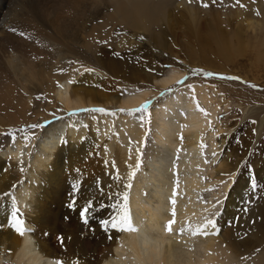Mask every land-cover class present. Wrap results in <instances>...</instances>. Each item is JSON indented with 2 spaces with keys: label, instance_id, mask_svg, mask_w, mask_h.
I'll use <instances>...</instances> for the list:
<instances>
[{
  "label": "bare ground",
  "instance_id": "1",
  "mask_svg": "<svg viewBox=\"0 0 264 264\" xmlns=\"http://www.w3.org/2000/svg\"><path fill=\"white\" fill-rule=\"evenodd\" d=\"M66 1L0 0V263L9 257V264H227L228 250L248 264L263 263L264 212L256 207L246 210L250 195L241 175L246 154L239 158L228 152V134L217 141L215 132L210 134V143L218 145L220 154L214 179L234 180L217 226L206 222V207L198 202L199 171L206 160L202 135L212 125L211 114L196 107V94L208 106L203 87L188 96L175 89L158 100L159 110L152 111L151 123L155 147L147 151L143 163L141 151L127 145L131 136L143 142L146 131L126 117L191 70L183 65L166 69L160 63L177 50L172 36L176 16L164 19L155 31L152 26L160 22L157 12H152L163 0H102L118 19L130 21H120L133 30L130 36H121L120 54L144 57L138 65H125L120 54L113 57L116 43L110 44L105 35L98 38L83 23L68 26L76 15L72 2L69 10ZM84 1L88 12L82 19L92 21L88 14L94 9L93 0ZM178 1L176 8L196 22V0L194 6ZM60 6L67 10L65 19ZM157 8L160 13L162 6ZM255 8L248 0L237 15H242L246 32L263 33L264 16L253 18L258 13ZM234 35L236 42L218 29L210 34L225 61L242 54L240 30ZM43 39L54 47H67L73 55L71 63L61 66L51 55H43L38 47ZM95 40L98 48L91 45ZM187 55L191 64L199 61V50ZM200 58L204 61L207 56L201 52ZM105 72L115 79H106ZM120 84H140L143 92L130 98L125 93L122 98ZM82 108L87 113H73ZM115 108L121 109L117 116H126L121 118L126 122L108 132L103 122L114 116L106 111ZM211 108L214 116L218 106L214 103ZM53 120L61 124L38 125ZM35 123L34 133L14 132ZM261 125L262 121L258 130ZM35 139V148H25ZM73 202L75 206L69 207ZM84 207L89 209L86 220L80 215ZM16 218L23 221V235L12 226ZM226 219L236 227L227 229ZM169 221H173L170 232L165 227ZM197 229L200 234L193 235ZM58 234L66 239L61 249L54 242ZM90 237L99 241L91 242ZM216 240L225 246L219 249ZM259 246V253L249 255Z\"/></svg>",
  "mask_w": 264,
  "mask_h": 264
},
{
  "label": "rangeland",
  "instance_id": "2",
  "mask_svg": "<svg viewBox=\"0 0 264 264\" xmlns=\"http://www.w3.org/2000/svg\"><path fill=\"white\" fill-rule=\"evenodd\" d=\"M67 1V3L63 2V5L66 7V4L72 2L70 4L73 7V11H71L76 15V21L68 22V26L71 27L72 25V27H79V25L83 23L82 26L84 27V29L93 32L97 35L98 38H101V35H105L106 38H108L107 40H109L108 42L110 44L114 46L116 43V48L112 46L116 54L114 53L112 55L113 57L118 56L121 53V50L117 48V44L121 41V36H130V34L133 33V30L131 28L127 27L126 25L123 26V24L120 23L121 19H125L121 16L118 19V15L112 11L113 8H111V6L108 7L106 5H103L102 0H93L91 4L94 5V9L92 10V13L88 14L91 16L92 21L86 22L82 19V17L85 16L88 12V8L84 6L88 1ZM75 1H77L76 4L74 3ZM246 1L248 0H196L195 6L192 4L194 3V0H185L186 4L184 2H180V5H193L194 8H196L197 21L194 22L190 19L188 14L185 13L183 9L178 10L176 8V5H178L179 3L178 0H176V2L175 0H163V2H161L157 6H162V11L160 12L161 14L158 12L159 10L157 7L152 12H157L155 15L158 14V19H156L160 22V24L158 25V22H155L156 19L154 17L155 24L151 29L157 31L164 19L167 20V17L170 16L169 18H171L172 15L173 17L176 16L175 21L172 22V36L174 38V44L176 45L177 50L175 51L174 56L167 54L166 58H161L160 63H162V65L165 66L166 69H169L171 67L180 68V65H183L190 67L191 70L190 72L186 73L184 78H182L179 83L175 84L167 90L165 89L162 90V92L158 93V97L156 96V99L149 100L146 104L140 106V109L138 107L137 109L135 108L137 110H135L136 114H132L133 116L130 114L129 116L131 117L125 116L126 120L133 119L134 121L138 122V124L146 131V137L143 142H141L136 136H131L126 140L129 148L138 149L139 151H141L140 158L142 162L146 158L147 151L149 149L152 150V145L155 147L153 143V127L151 123L153 117L152 111H157V109L159 108L157 106L159 103L158 100H160L167 93L170 94L175 89H181L182 91L180 93L184 96L191 95V92L198 86L203 87L206 90L210 99L208 106H204V104H202V101L197 94L195 96V101H197L196 107L199 106L204 110L205 113L211 114L210 118L212 121V125L210 126L209 124L208 128L202 135L206 138L203 147V154L205 155L206 160L203 164L202 169L199 171V173H201L200 176L202 179V186L200 185V187L198 188V202L206 207V222L208 223L209 221H212L213 223L208 224L216 226L223 217L225 202L234 180L229 182L228 179L227 181H216L213 177L215 176L214 173L216 171L215 169L217 168V164L220 163L218 162L220 154H217L218 148H216L218 145L215 144V146H213L210 143V134L214 132L215 133L213 137L215 141H217L222 134H228V152H230L231 155H236L240 158V155L241 157H243L246 154V157L241 162V165L243 166L241 175L243 176L246 190L250 195L249 205L246 207V210L248 211L249 207H256L260 208V210L264 212V31L263 33L257 31L249 33L246 32L248 28L245 27L242 15H237V12H240L245 7ZM250 2L254 4L257 7L255 9L258 10V13L252 17L261 18L262 16H264V0H250ZM71 5L68 4L67 8L69 6L71 7ZM60 7L62 8H60L59 10L61 18L65 19V16L67 15L65 13H67V10L65 12V7ZM70 7L69 10L71 9ZM38 8L41 12L42 8L40 5L38 6ZM104 8H107V10ZM61 10L64 11L61 12ZM109 15L110 17H108ZM159 15L161 16L159 17ZM125 21H129V19L127 18V20ZM215 29H218L224 34H227L229 38H233L234 42L237 41L234 34L235 32L240 30L243 40L241 42L244 46L242 54L238 55L232 61H225L221 53L217 51V44L212 39L214 35H212V37L210 36V34L213 33ZM198 37L202 39L198 40ZM43 40L40 41V46L38 44V47L41 48L43 55H51L49 57L51 59H56L58 61V64H60L61 66H66L67 64L71 63L73 55L71 54V52H69V50L66 49L67 47L62 46L63 44H58L59 47H54L52 45L53 42L49 43L52 41L51 39H49V42L47 40ZM95 41L93 42V44H91L93 48H96L99 44V42ZM48 46L51 47V50ZM197 46L198 48H196ZM126 48L130 47L127 46ZM192 49H195L197 51L199 50V61H201V52H203V54H206L207 60L205 59L201 62L198 61L196 64H191L187 53H189ZM259 51L263 53L262 57L260 58L258 57ZM50 52L52 53L49 54ZM65 55L68 56L66 57ZM124 56L125 55H123V53L120 54L119 59H121V61H123L125 65H127L128 63L129 65H138L144 59V57H140L137 55H132L131 57L129 55L125 57ZM18 59L19 61H21L20 56L18 57ZM129 67L130 66H127L126 68ZM209 73L211 75H209ZM104 74L106 79H112L111 81L115 79L111 74L107 72H105ZM73 80L74 79H71V82H73ZM154 82H156L157 84L160 83L159 81ZM140 84H137L135 86H124L120 84V86L122 87L121 93H124L122 94V98H126V94L127 98H130L136 96L135 92L137 94H139L140 92L142 93V88L144 87L140 86ZM146 90L151 91V89ZM214 103L217 104L218 111L213 116L211 107L214 105ZM86 109L87 108L75 110L73 113L77 115H83L84 113H87ZM91 110L96 111L95 108H92ZM120 110L121 109L119 108H115L114 110L107 109L106 112H109L111 117L114 116L112 117V119L110 118L109 120H105L103 122V125L105 123L104 126L109 128L108 132H110L116 126H122L121 124L123 122H126L125 119H121L125 117L117 116L118 113H121ZM109 121L111 122V125ZM261 121L262 125L260 127V130H258L257 126ZM54 122L61 124V121L53 120L49 123L43 124L44 126H41V123H39L38 125L41 128H45L47 125H50ZM62 123L64 124V122ZM38 125L37 123H35L28 127L16 129L14 130V132L19 133L21 130L34 133L38 129ZM40 134V132L37 133V135ZM39 137L40 136H38V138ZM36 144H38V142L35 139V141L30 143V146H25V148L33 149L37 146ZM225 222L227 225V229H233V227H236L235 224H231L232 222L228 221L227 219L225 220ZM60 237H62L60 234L56 235L54 241L55 245L59 249H61L62 247H66V239H64V237H62V240L58 239ZM201 239H203L202 241L204 242L205 238L202 237ZM246 239H248L249 242L251 241L250 238ZM90 241H96L97 243L99 240L98 237H90ZM215 242L219 249H222L225 246L219 240H216ZM261 250L262 248L259 246L252 250L249 255H252L253 257L254 253H259ZM226 254H228V258H230V260H228L229 262L227 261V264H248L247 260L243 261V259L237 257L235 253L229 250L226 251ZM5 259L8 260L6 261ZM3 261H6L4 263L9 264L10 258L4 257ZM3 261L0 264H3ZM262 262L263 263L260 264H264V260ZM209 264L223 263L217 261Z\"/></svg>",
  "mask_w": 264,
  "mask_h": 264
},
{
  "label": "snow or ice",
  "instance_id": "3",
  "mask_svg": "<svg viewBox=\"0 0 264 264\" xmlns=\"http://www.w3.org/2000/svg\"><path fill=\"white\" fill-rule=\"evenodd\" d=\"M205 6H206V5H205ZM209 75H211V74L209 73ZM96 111H104V110H103V109H96ZM74 206H75V203H74V202H73L72 204L69 205V207H74ZM88 210H89L88 207H84V208L81 210V212H80L81 217H82V218H85V220H86V214H87ZM125 221L128 222V224H129V229L131 230L130 218H129L127 215L125 216ZM105 223H107V221H106ZM172 223H173V221H169L168 224L165 226V227H166V230L169 231V232L172 231V228H171V224H172ZM208 223H213V222H212V221H209ZM12 226H13V227L16 229V231L19 232L21 235H23L24 231L26 230V229L23 227V221L20 220V219H18V218L15 219V223H14ZM113 227H116V224H115V223H113ZM196 234H200L199 229H197L196 231L193 232V235H196ZM202 234L207 235L206 232H204V233H202ZM58 239H61V240H62V237H60V238H58ZM56 264H62V262L57 261Z\"/></svg>",
  "mask_w": 264,
  "mask_h": 264
}]
</instances>
